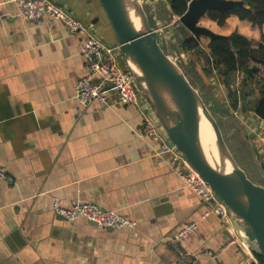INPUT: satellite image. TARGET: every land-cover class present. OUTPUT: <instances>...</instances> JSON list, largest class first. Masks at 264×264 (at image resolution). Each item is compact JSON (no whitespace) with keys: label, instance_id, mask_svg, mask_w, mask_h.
Here are the masks:
<instances>
[{"label":"crops","instance_id":"crops-1","mask_svg":"<svg viewBox=\"0 0 264 264\" xmlns=\"http://www.w3.org/2000/svg\"><path fill=\"white\" fill-rule=\"evenodd\" d=\"M57 3L105 44L118 45L99 0ZM200 26L221 37L238 33L254 48L264 34V26L235 15L221 26L206 16ZM98 27L111 29L109 44ZM249 27L259 30V41L242 34ZM210 43L199 40L208 50ZM81 48L61 22H26L14 2L0 0V165L14 178L0 182V264H251L234 225L207 215L170 156L143 137L139 108L119 106L115 96L110 106L79 103L77 84L88 71ZM118 61L126 67L123 56ZM77 202L137 226L101 229L55 213L56 203L69 209ZM192 222L198 230L171 244Z\"/></svg>","mask_w":264,"mask_h":264},{"label":"water","instance_id":"water-1","mask_svg":"<svg viewBox=\"0 0 264 264\" xmlns=\"http://www.w3.org/2000/svg\"><path fill=\"white\" fill-rule=\"evenodd\" d=\"M50 1L64 9L63 4L57 3L58 0ZM251 1L188 0L187 11L177 21L196 40L205 36L213 41L221 36L201 27V20L211 11L225 12L234 7H243ZM99 2L113 28L126 67L141 96L161 124L163 135L226 206L231 224L237 229L241 240L257 257L264 259V187L254 183L237 163L216 118L200 93L161 47L159 38L162 30L151 26L141 0ZM129 10L136 12L140 27L131 20ZM253 114L264 127V89ZM201 117L214 134L220 164H211L203 150L199 135ZM255 151L264 172V162L259 152Z\"/></svg>","mask_w":264,"mask_h":264},{"label":"built area","instance_id":"built-area-1","mask_svg":"<svg viewBox=\"0 0 264 264\" xmlns=\"http://www.w3.org/2000/svg\"><path fill=\"white\" fill-rule=\"evenodd\" d=\"M18 6L19 15L29 23H39L44 18L61 22L67 31L79 36L82 41L81 52L88 64V71L77 84L76 99L84 107L94 104L110 106L115 96L119 106H135L142 114L143 137L160 147V154L170 156L171 165L185 183L186 187L199 196L202 204L209 208L207 215H215L224 221L228 227L231 224L229 212L214 190L191 166L187 159L163 135L162 127L152 108L141 96L132 74L123 67L118 56L122 57L120 47L108 46L86 24L70 14L67 10L57 7L50 0H11ZM264 134V127H262ZM262 132L259 134L261 135ZM13 183L14 178L0 165V182ZM55 213L71 223L83 219L101 229L119 230L135 228L137 222L116 211L108 210L94 203L77 202L71 208H62L58 203L54 206ZM198 230L194 222L185 224L170 240L176 244ZM237 243L235 239L231 244ZM242 247L249 254L251 264H262L257 256L241 240ZM184 256L183 253L179 254ZM211 255V253H207ZM194 260L191 264H196Z\"/></svg>","mask_w":264,"mask_h":264},{"label":"rangeland","instance_id":"rangeland-1","mask_svg":"<svg viewBox=\"0 0 264 264\" xmlns=\"http://www.w3.org/2000/svg\"><path fill=\"white\" fill-rule=\"evenodd\" d=\"M141 2L149 16L151 26L162 30L159 38L161 47L185 75L188 74L187 78L194 84L193 87L200 93L216 118L237 163L254 183L264 187V172L255 151L256 149L259 152L264 162V134L261 121L253 114L258 100L262 97L264 85L258 86V81L249 82L246 90L247 92L253 91L250 92L251 96L241 98L239 109L233 110L228 89L223 83L225 80L206 61V55L209 53L208 46L202 44V53L185 50L182 46L183 38L180 35L181 24L177 21L178 18H172L169 14L170 2L168 0H157V2L156 0H141ZM98 31L99 35L109 44L111 41L107 38V34L110 33L112 36L111 29L107 33L98 27ZM263 76L264 71L260 73L258 80H262ZM244 82V76H237L232 82V88L240 90ZM261 132L262 134L259 135Z\"/></svg>","mask_w":264,"mask_h":264},{"label":"trees","instance_id":"trees-1","mask_svg":"<svg viewBox=\"0 0 264 264\" xmlns=\"http://www.w3.org/2000/svg\"><path fill=\"white\" fill-rule=\"evenodd\" d=\"M168 1L170 2L172 18L175 16L179 18L187 11L188 0ZM247 6L234 7L225 12L211 11L208 17L221 26L230 16L235 15L240 20L249 21L254 26L262 29L264 26V0H253ZM180 28V35L183 38L182 46L185 50L202 53L199 41L183 25H180ZM206 61L225 80L223 83L228 89L231 107L237 111L240 106V99L249 98L251 96L250 92H253L252 90L248 92L246 90L249 82L255 83V81H258V86L264 85V76L261 77L262 80H258L260 73L264 71V34L262 35V43L258 48H254L246 37L238 33L213 40L209 45V54L206 55ZM186 75L188 77L187 73ZM241 75L245 77L243 88L240 90L233 89V80ZM191 84L194 86L192 82ZM257 258L264 264V259Z\"/></svg>","mask_w":264,"mask_h":264},{"label":"bare ground","instance_id":"bare-ground-1","mask_svg":"<svg viewBox=\"0 0 264 264\" xmlns=\"http://www.w3.org/2000/svg\"><path fill=\"white\" fill-rule=\"evenodd\" d=\"M129 12H130V18L133 21V23L136 26L140 27V21H139V18L136 12L134 10H129ZM199 135H200V140H201L203 150L207 158L211 162V164H214V163L220 164L219 157H218V151L215 145L214 134L211 128L209 127L208 123L202 117H201V121L199 124Z\"/></svg>","mask_w":264,"mask_h":264},{"label":"clouds","instance_id":"clouds-1","mask_svg":"<svg viewBox=\"0 0 264 264\" xmlns=\"http://www.w3.org/2000/svg\"><path fill=\"white\" fill-rule=\"evenodd\" d=\"M242 34L246 35L250 40L259 41L261 39L259 30H252L250 27L244 29Z\"/></svg>","mask_w":264,"mask_h":264}]
</instances>
